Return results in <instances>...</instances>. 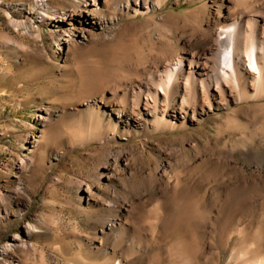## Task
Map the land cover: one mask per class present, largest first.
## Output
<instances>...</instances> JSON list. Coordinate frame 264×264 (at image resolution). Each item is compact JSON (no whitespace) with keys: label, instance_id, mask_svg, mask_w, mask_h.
Returning <instances> with one entry per match:
<instances>
[{"label":"rangeland","instance_id":"obj_1","mask_svg":"<svg viewBox=\"0 0 264 264\" xmlns=\"http://www.w3.org/2000/svg\"><path fill=\"white\" fill-rule=\"evenodd\" d=\"M125 1L97 0L115 17L97 26L51 18L80 0H0L4 264H242L264 247V102L208 111L199 90L205 113L184 121L185 62L176 123L139 115L168 63L201 47L199 28L264 0H149L161 3L145 13ZM65 27L77 36L61 52Z\"/></svg>","mask_w":264,"mask_h":264},{"label":"bare ground","instance_id":"obj_2","mask_svg":"<svg viewBox=\"0 0 264 264\" xmlns=\"http://www.w3.org/2000/svg\"><path fill=\"white\" fill-rule=\"evenodd\" d=\"M94 1V7L93 5L89 7L88 0H80L81 6H78L79 9H72L70 17L64 12L58 17L52 16L51 18L64 22L71 17L78 16L80 12L82 16L93 15V22L97 26L106 25L115 19L114 16H110L108 18L110 20H108L99 8L97 0ZM230 2L231 0H229ZM160 3L161 1L151 3L149 0H133V2L128 0L125 5L132 8L135 13H145L149 9L159 6ZM213 3L219 2L215 0ZM239 3L241 2L239 1ZM245 5L244 7H247L248 10L243 8L242 10L238 9L237 12L231 5H225L227 9L225 14L214 15L215 20L211 19L206 28L197 30L201 47L197 51L189 53L187 57L168 63L163 77L156 84V89L149 93L152 103L147 105L145 112L139 113L141 118L148 119L153 111L152 114L158 123H176L174 119L177 117L170 114L168 106L173 87L178 85L181 74L185 72V62L189 64L187 77L190 93L189 97L185 99L182 109L184 121L196 120L199 114L205 113L204 109L198 113L195 108L199 101V90L206 99L208 111L213 108L227 107L231 103L264 102V1ZM48 13L50 12L45 15L48 16ZM87 23L89 24V22ZM214 24L217 26L216 29H213ZM61 25L65 26L64 23ZM64 29L60 31V34L52 33L61 52L63 44L74 42L77 36L70 28L65 27ZM161 95L164 100L160 99ZM256 106L257 110L264 109V104H256ZM24 167H26L25 164L21 166V169ZM3 197L0 193V201H3ZM4 209L7 214V209ZM2 211L3 209H0V217ZM27 226L28 229H31L33 225L28 222ZM13 250V244L6 243L4 245L0 250V264L8 261ZM263 250L264 247L260 242L251 243L249 247L240 252L242 264H264Z\"/></svg>","mask_w":264,"mask_h":264}]
</instances>
